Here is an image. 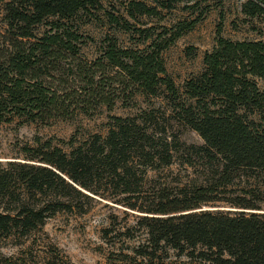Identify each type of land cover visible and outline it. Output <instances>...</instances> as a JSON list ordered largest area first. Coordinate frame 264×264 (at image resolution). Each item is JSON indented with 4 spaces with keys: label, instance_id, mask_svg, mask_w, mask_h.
<instances>
[{
    "label": "trees",
    "instance_id": "trees-1",
    "mask_svg": "<svg viewBox=\"0 0 264 264\" xmlns=\"http://www.w3.org/2000/svg\"><path fill=\"white\" fill-rule=\"evenodd\" d=\"M184 1L122 0L116 14L103 0H0V125H48L112 112L119 101L163 98L167 119L203 142L153 130L152 114L112 116L105 137L71 139L70 152L36 138L21 148L22 161L0 162V239H24L58 212L85 215L109 201L143 214L137 227L146 231L151 256L168 247L204 264H264V42L231 41L220 30L203 71L182 91L163 53L196 20L159 33L138 30L143 49L107 37L99 57L80 58L81 27L108 23L130 32L131 21L161 18ZM241 12L264 17V0H246ZM177 164L200 165L202 182L161 188L144 205L150 173Z\"/></svg>",
    "mask_w": 264,
    "mask_h": 264
},
{
    "label": "rangeland",
    "instance_id": "rangeland-1",
    "mask_svg": "<svg viewBox=\"0 0 264 264\" xmlns=\"http://www.w3.org/2000/svg\"><path fill=\"white\" fill-rule=\"evenodd\" d=\"M103 1L108 10L123 13L119 3L122 0ZM245 1L185 0L173 11L163 12L161 18L143 17L137 22L131 21L134 27L130 32L115 29L108 23L81 27L85 43L80 58L91 62L99 57L107 37L116 38L122 48L143 49L138 30L153 28L159 33L163 27L172 28L181 22L196 20L195 28L163 53L168 75L182 91L187 80L203 71L204 55L215 47L220 30L221 37L231 41L264 42V17H245L241 12ZM170 111L163 98L137 97L128 106L119 101L112 112L102 108L92 117L80 115L72 121L55 120L41 125L15 120L0 125V162L5 165L9 161H22L21 148L34 146L36 138L52 140L54 145L70 152L71 139L79 144L93 135L105 137L112 116L147 119L152 114L157 119L153 130L165 129L186 144L202 145L195 132L167 119ZM196 168L191 170L177 164L151 172L152 182L144 187V205L149 204L161 188L175 191L200 184L203 178L198 174L204 171L200 165ZM218 206L216 209L236 211ZM141 215L109 201L95 203L85 215L58 212L47 219L41 230L24 239H0V264H204L198 258L168 247L151 256L153 247L146 231L137 227Z\"/></svg>",
    "mask_w": 264,
    "mask_h": 264
},
{
    "label": "water",
    "instance_id": "water-1",
    "mask_svg": "<svg viewBox=\"0 0 264 264\" xmlns=\"http://www.w3.org/2000/svg\"><path fill=\"white\" fill-rule=\"evenodd\" d=\"M215 209H204L203 211H213Z\"/></svg>",
    "mask_w": 264,
    "mask_h": 264
}]
</instances>
